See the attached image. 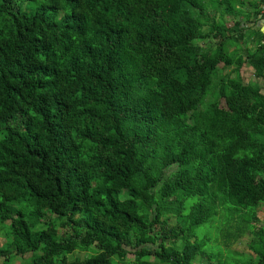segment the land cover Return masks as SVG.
I'll list each match as a JSON object with an SVG mask.
<instances>
[{"label": "trees", "instance_id": "1", "mask_svg": "<svg viewBox=\"0 0 264 264\" xmlns=\"http://www.w3.org/2000/svg\"><path fill=\"white\" fill-rule=\"evenodd\" d=\"M242 6L0 0V264H264V44Z\"/></svg>", "mask_w": 264, "mask_h": 264}, {"label": "crops", "instance_id": "2", "mask_svg": "<svg viewBox=\"0 0 264 264\" xmlns=\"http://www.w3.org/2000/svg\"><path fill=\"white\" fill-rule=\"evenodd\" d=\"M243 9L250 13V20L247 22V32L249 35H254L257 40L261 39V43L264 44V0H244ZM255 12V13H254ZM248 75H252L250 71H247ZM250 77V76H249ZM261 223L264 224V211H259ZM228 248H225V253ZM239 252H244L248 258L257 260L259 255L250 248H233ZM218 262V261H217ZM219 263V262H218Z\"/></svg>", "mask_w": 264, "mask_h": 264}, {"label": "rangeland", "instance_id": "3", "mask_svg": "<svg viewBox=\"0 0 264 264\" xmlns=\"http://www.w3.org/2000/svg\"><path fill=\"white\" fill-rule=\"evenodd\" d=\"M30 7H31V8H35V7H36V4H35V3L30 4ZM249 71H250V73H252V69H250ZM245 76H246V75H245ZM249 76H251V75H249ZM247 77H248V76H247ZM195 200H196V198H189V199H188V204H189V205L192 204ZM262 216H264V215L262 214ZM215 222H216V221H214V222H211V221H210V222H208L207 224L198 227V229H197V233H198V235H199L200 237L203 236V235H205V234H207V235H209L210 237H212V240H211L210 242H208V245H207V247H206V250H207L208 252H210L211 250H213V251H215V252H217V253H219V254H222V256H224V255H226V254L224 253L225 248H224L223 244H220V243H221V239L219 238L220 235H221V234L223 235V233H224V226H223V229H222L221 226H219V225H214ZM216 223H217V222H216ZM215 238H218V241L215 240ZM222 251H223V252H222ZM75 256H77V253H75V254L72 253V254L69 255V258H70V259H71V258H75ZM133 258H134L133 254L129 253V254H128V257H127V260L130 261V260H132ZM224 258H225V257H224ZM19 259H20V258H19ZM19 259H17V260H19ZM194 264H219V263H218L216 260H215V261H210V260L208 259L207 256H201V257H199V258L195 261Z\"/></svg>", "mask_w": 264, "mask_h": 264}]
</instances>
